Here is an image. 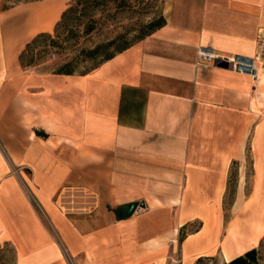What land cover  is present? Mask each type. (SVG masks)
<instances>
[{"label": "crops", "instance_id": "obj_1", "mask_svg": "<svg viewBox=\"0 0 264 264\" xmlns=\"http://www.w3.org/2000/svg\"><path fill=\"white\" fill-rule=\"evenodd\" d=\"M70 1L0 0V238L17 264H264V71L198 64L202 47L255 56L264 0H159L166 25L87 73L24 66ZM69 187L96 208L65 215Z\"/></svg>", "mask_w": 264, "mask_h": 264}, {"label": "rangeland", "instance_id": "obj_2", "mask_svg": "<svg viewBox=\"0 0 264 264\" xmlns=\"http://www.w3.org/2000/svg\"><path fill=\"white\" fill-rule=\"evenodd\" d=\"M73 1L67 4L66 10L73 4ZM120 2H125V8H117ZM92 15L99 22L93 33L84 34L83 25L77 26L75 16H71L67 23L62 24L57 31L51 34L59 47L51 46L49 39L42 38L32 45L27 56H33L35 65H46L53 71H58L64 65L72 63L77 73L86 72L96 66L98 61H84L80 57L82 49H92L97 45L107 44L111 41H115L117 44L136 43L137 38L147 30V26L152 21L161 16L164 17V5L159 0H107L105 7L96 8ZM72 31L74 34L71 33ZM231 183L224 208L226 219L230 217V204L234 199L237 183L236 173L232 174ZM243 184L244 176L241 177L242 187ZM197 227V224L193 225L188 231H195ZM261 250L264 251V243ZM0 264H17V255L12 244L2 238H0ZM67 264L74 263L68 258ZM201 264L224 263L217 259H205Z\"/></svg>", "mask_w": 264, "mask_h": 264}, {"label": "trees", "instance_id": "obj_3", "mask_svg": "<svg viewBox=\"0 0 264 264\" xmlns=\"http://www.w3.org/2000/svg\"><path fill=\"white\" fill-rule=\"evenodd\" d=\"M106 3H107V0H74L73 4L64 12L61 21L58 23L56 27V31L58 30L59 27H61L62 24L67 23V21L70 19L71 16H75V19L77 20L76 22L77 26L83 25L84 34L89 35L93 33L96 30V27L99 24V22L92 17L93 16L92 14L94 13V10L96 8L105 7ZM125 6H126L125 2H120L117 8L123 9L125 8ZM165 25H166V19L163 16L152 21L147 26V30L143 32L137 38L138 41L136 43L150 36L156 30L162 28ZM71 33L74 34L73 31ZM42 38L49 39L51 46L59 47L57 41L53 39L50 34L38 35L32 41V43H30L27 46V49L21 55V62L24 66H32L36 64L33 56L28 57L27 55L29 51L31 50L32 45L37 43ZM134 44H130L128 42L117 44V42L111 41V42H108L107 44L97 45L92 49H82L80 57L83 58L84 61H94V62L98 61L97 65L92 68V69H95L100 64L112 59L117 54L124 52L125 50L132 47ZM111 48H114V50H111ZM92 69L86 72H83V73H87L91 71ZM57 72L61 74H68V75L77 73L72 63H68L64 65Z\"/></svg>", "mask_w": 264, "mask_h": 264}, {"label": "built area", "instance_id": "obj_4", "mask_svg": "<svg viewBox=\"0 0 264 264\" xmlns=\"http://www.w3.org/2000/svg\"><path fill=\"white\" fill-rule=\"evenodd\" d=\"M259 52L253 56L232 55L220 56L210 48L202 47L198 50V64L218 65L226 64L228 69L257 80L264 71V36L258 40ZM60 209L68 215L73 212H88L96 208L97 195L94 192H87L84 188H65L60 196ZM85 202H82V201Z\"/></svg>", "mask_w": 264, "mask_h": 264}, {"label": "water", "instance_id": "obj_5", "mask_svg": "<svg viewBox=\"0 0 264 264\" xmlns=\"http://www.w3.org/2000/svg\"><path fill=\"white\" fill-rule=\"evenodd\" d=\"M218 66L222 67V68H227L228 67L226 64H223V63H219ZM137 207H138V204H133L131 206L130 210H129V214L128 215L129 216L133 215L134 212L136 211Z\"/></svg>", "mask_w": 264, "mask_h": 264}]
</instances>
